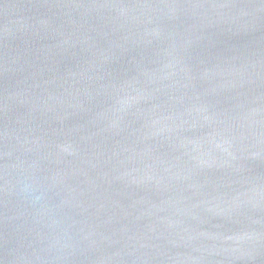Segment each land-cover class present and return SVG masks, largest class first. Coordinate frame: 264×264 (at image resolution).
Masks as SVG:
<instances>
[{
	"label": "water",
	"instance_id": "1",
	"mask_svg": "<svg viewBox=\"0 0 264 264\" xmlns=\"http://www.w3.org/2000/svg\"><path fill=\"white\" fill-rule=\"evenodd\" d=\"M0 264H264V0H0Z\"/></svg>",
	"mask_w": 264,
	"mask_h": 264
}]
</instances>
